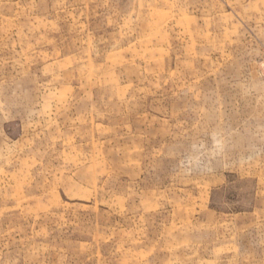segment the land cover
Listing matches in <instances>:
<instances>
[{"label": "rangeland", "instance_id": "obj_1", "mask_svg": "<svg viewBox=\"0 0 264 264\" xmlns=\"http://www.w3.org/2000/svg\"><path fill=\"white\" fill-rule=\"evenodd\" d=\"M0 264H264V0H0Z\"/></svg>", "mask_w": 264, "mask_h": 264}, {"label": "clouds", "instance_id": "obj_2", "mask_svg": "<svg viewBox=\"0 0 264 264\" xmlns=\"http://www.w3.org/2000/svg\"><path fill=\"white\" fill-rule=\"evenodd\" d=\"M214 144L218 146V142L215 141V138H214ZM188 163H190V164H196V163H198V161H196V160H190Z\"/></svg>", "mask_w": 264, "mask_h": 264}]
</instances>
